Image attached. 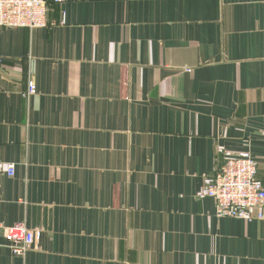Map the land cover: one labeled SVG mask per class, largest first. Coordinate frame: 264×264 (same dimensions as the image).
Wrapping results in <instances>:
<instances>
[{"label":"crops","instance_id":"crops-1","mask_svg":"<svg viewBox=\"0 0 264 264\" xmlns=\"http://www.w3.org/2000/svg\"><path fill=\"white\" fill-rule=\"evenodd\" d=\"M47 19L0 26V223L35 232L15 255L0 229V264H264V218L195 196L224 153L264 185V0H63Z\"/></svg>","mask_w":264,"mask_h":264},{"label":"built area","instance_id":"built-area-1","mask_svg":"<svg viewBox=\"0 0 264 264\" xmlns=\"http://www.w3.org/2000/svg\"><path fill=\"white\" fill-rule=\"evenodd\" d=\"M60 3L63 0H53ZM48 25L46 0H0V26L42 28ZM0 57V65H1ZM37 92L32 79L27 82L26 96ZM218 152L223 148L218 147ZM257 165L249 151L234 156L225 155L212 174L203 177V184L196 192L197 199L212 198L218 217L238 218L245 221L264 218V185L257 178ZM14 175V164L0 161V174ZM0 229L9 240L15 255H24L35 242V232L23 222Z\"/></svg>","mask_w":264,"mask_h":264},{"label":"trees","instance_id":"trees-1","mask_svg":"<svg viewBox=\"0 0 264 264\" xmlns=\"http://www.w3.org/2000/svg\"><path fill=\"white\" fill-rule=\"evenodd\" d=\"M47 2V10H48V6L51 4V3H55L53 0H46Z\"/></svg>","mask_w":264,"mask_h":264}]
</instances>
